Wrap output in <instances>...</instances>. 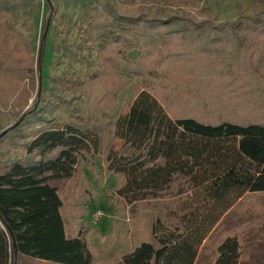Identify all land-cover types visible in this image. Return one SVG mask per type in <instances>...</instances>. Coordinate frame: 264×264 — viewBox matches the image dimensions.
Instances as JSON below:
<instances>
[{
  "label": "trees",
  "instance_id": "trees-1",
  "mask_svg": "<svg viewBox=\"0 0 264 264\" xmlns=\"http://www.w3.org/2000/svg\"><path fill=\"white\" fill-rule=\"evenodd\" d=\"M42 1L48 15L54 12ZM134 2L86 0L83 16L91 31H100L104 66L144 80L126 113L105 128L86 121L54 127L35 107L17 120L36 119L38 127L22 137L19 157L0 164V264H92L90 228L67 232L62 207L69 201L56 184L81 163L97 169L98 161L103 174L116 177L109 200L158 202L147 235L118 264H193L230 209L247 195L264 194V10L215 22L164 15L155 5L129 9ZM34 6L0 0V71L30 68L12 56L19 49L29 60L35 50L34 39L15 27ZM44 28L45 22L36 47L39 79ZM184 202L186 214L173 226ZM215 254L210 264H239L240 242L227 235Z\"/></svg>",
  "mask_w": 264,
  "mask_h": 264
},
{
  "label": "rangeland",
  "instance_id": "rangeland-1",
  "mask_svg": "<svg viewBox=\"0 0 264 264\" xmlns=\"http://www.w3.org/2000/svg\"><path fill=\"white\" fill-rule=\"evenodd\" d=\"M34 1L31 15L19 18L15 27L21 34L30 35L37 47L41 28L48 20L49 27L42 34L47 33V42L40 79L35 64L36 47L28 55L31 61L19 49L12 56L25 68L31 62L27 72L23 67L12 74L5 68L0 71V134L4 131L0 139L6 136L0 140L1 165L22 154L21 144L26 139L22 137L38 127V120L29 117L17 122L31 107L38 109L40 117L54 127L69 121H86L105 128L118 115L126 113L144 84L141 76L104 66L98 41L100 31H91L83 17L89 8L84 9L86 0H49L54 9L49 15L42 0ZM149 5L164 9L160 11L164 15H207L215 22L264 10V0H135L129 9L139 7L147 12ZM7 66L10 67L8 61ZM77 84L82 86L74 88ZM13 126L16 129L8 132ZM96 164L97 169L81 163L71 179L56 183L65 203L69 201L62 207V213L68 221V233L77 229L75 225L89 226L87 240L92 264H118L121 255L147 235L158 202L126 205L114 198L109 200L116 177L103 174V166L98 161ZM86 185L93 192L91 202L86 199ZM242 200L243 204L230 209L211 229L193 264H210L216 256L217 243L227 235L240 242L239 264H264V194H250ZM186 208L185 202L180 205L173 226L186 214ZM109 230L111 234L106 238Z\"/></svg>",
  "mask_w": 264,
  "mask_h": 264
},
{
  "label": "water",
  "instance_id": "water-1",
  "mask_svg": "<svg viewBox=\"0 0 264 264\" xmlns=\"http://www.w3.org/2000/svg\"><path fill=\"white\" fill-rule=\"evenodd\" d=\"M47 27H48V20H47L46 23H45V29H44V32L46 31ZM42 36H44V35H42ZM3 133H4V131H3L0 135H2Z\"/></svg>",
  "mask_w": 264,
  "mask_h": 264
}]
</instances>
